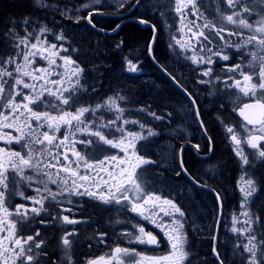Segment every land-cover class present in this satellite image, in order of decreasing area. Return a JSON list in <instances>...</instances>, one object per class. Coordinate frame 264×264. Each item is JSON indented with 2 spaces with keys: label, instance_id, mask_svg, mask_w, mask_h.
I'll use <instances>...</instances> for the list:
<instances>
[{
  "label": "snow or ice",
  "instance_id": "6c2138e0",
  "mask_svg": "<svg viewBox=\"0 0 264 264\" xmlns=\"http://www.w3.org/2000/svg\"><path fill=\"white\" fill-rule=\"evenodd\" d=\"M93 2L98 4L101 0ZM222 3L226 9L217 6L216 15L209 17L205 15L207 9L202 11L204 6L199 0H174L175 6L171 10L180 17L178 30L184 33V37L177 39L174 36L172 39L185 53L184 58L197 65L199 75L208 78H201L199 83L211 86L210 96L229 93L231 89L241 94H229L228 98L232 111L243 121L240 128L244 134L234 126L224 124V127L241 166H252L242 145L247 144L256 150L252 155L264 160V147H261V142H264V55H261L264 53V8L254 12L253 0H222ZM259 3L264 5V0H259ZM33 4L58 10L61 15L70 11L61 10L59 5L49 0H33ZM140 4L141 0H135L133 7ZM84 7L91 5L85 4ZM117 7H124V3L119 2ZM254 14L260 18L250 22L249 17ZM189 16L195 19L189 20ZM80 18L75 17L77 22ZM89 23H92L91 19ZM139 23L148 21L140 19ZM9 25L0 35V40L9 49L6 56H0V142L4 145L0 146V264H43V258L48 256L46 238L41 237L39 230L26 234L25 229L30 227L34 217L42 213L49 215L57 227L84 223L75 216L63 214L79 209L80 201H74L72 197H88L104 205H120L159 229L171 249L167 255L147 256L117 245L111 254L90 259L87 264H184L189 256L187 233L184 231L187 223L185 211L172 199L148 191L145 174L137 171L146 164H162V161L145 159L136 150L138 141L157 136L158 131L139 120L127 119L126 109L120 104L126 99L122 95L108 96L95 105L79 104L81 91H88L81 83L84 69L70 56L59 55L68 49L48 41L51 29L37 25L28 16L18 22L10 21ZM245 29L249 33L247 36ZM233 36L239 42L229 39ZM55 40L65 41L66 37L62 32L57 33ZM249 45L258 51H242ZM229 48H235V53L230 55ZM148 51L151 55V43ZM189 52L191 55H187ZM232 55L237 57V62L222 65L223 76L214 75L212 65L219 61L227 62ZM245 55L251 57L247 64L244 63ZM37 58L45 61L46 66L37 65ZM125 59L128 71H137V65ZM257 64L259 67L255 70ZM201 65L206 67L201 68ZM245 66L254 70L245 71ZM214 82L223 84L224 88L220 89ZM92 91H96L95 86ZM192 103L195 105V100ZM138 110L156 121H164L172 115L171 112L158 115L150 110V106ZM106 111L114 115L105 119ZM194 115L203 127L198 108L194 109ZM128 124L138 125L139 131L128 129ZM3 129H13L15 135L3 132ZM80 136L87 139H80ZM12 144L19 145V149L11 148ZM193 147L198 149L199 145ZM109 148L124 155L110 154ZM180 168L187 171L182 159ZM176 174L180 175V172ZM50 185H55V190ZM237 187L242 199L241 211L233 215L229 229L238 237L233 245V254L239 255L241 264H264V218L251 208L258 186L248 175L247 168H244ZM26 189H31L36 195H26ZM210 190L215 192V189ZM215 194L217 201H221V194ZM16 196L29 201L31 207L25 204L10 207L9 201ZM39 223L48 221L40 220ZM219 223L217 221V225ZM133 228L136 234L123 233L128 237V243L160 246L159 234L146 231L139 223L133 224ZM61 231L63 260L66 264H73L71 253L78 239L71 238L77 236V230ZM99 235V242L103 243L107 234ZM212 239L213 254L219 264H224L215 245L216 236L213 235Z\"/></svg>",
  "mask_w": 264,
  "mask_h": 264
},
{
  "label": "flooded vegetation",
  "instance_id": "af4514ba",
  "mask_svg": "<svg viewBox=\"0 0 264 264\" xmlns=\"http://www.w3.org/2000/svg\"><path fill=\"white\" fill-rule=\"evenodd\" d=\"M145 1L147 0H143L142 3ZM199 2L204 6L202 8V11L207 9V11H205V15H208L209 17L216 15L217 6L221 7L222 9H226L227 7L222 3V0H199ZM253 6L254 12H259L261 8H264V5H261L259 3V0H253ZM132 7L133 5L129 8L113 12H90L125 16L109 18L101 17L99 15H93L88 18V20L86 21V27L88 30L86 33L83 32L85 34L84 38L86 39V49H88V46L92 45L93 41H95V45L98 36L109 40L116 39L117 37H122V30L125 25L135 23L130 19L138 18L146 21H152L151 16H142L138 13L139 7L133 13L127 14L132 9ZM42 15L43 14L40 13V16ZM23 17L25 16L14 17L12 19H20ZM259 18L260 17L258 15L254 14L253 16L249 17V20L250 22H254ZM60 19L61 21H64L69 25L77 22L73 11L69 15L60 17ZM89 19H91L92 21L91 24L89 23ZM9 22L10 21L8 19L5 25L1 27L0 35H2L10 26ZM92 24L98 28H102L108 31L115 30L117 28V25H119V29L116 34L109 35L98 32ZM140 26L146 29L142 25ZM17 28L19 29V27ZM243 31L245 33V36L249 35L246 29ZM61 32L64 34V36H68L71 34V32H73V29L71 26H69L59 31V33ZM21 35H23L22 32ZM229 39H231L233 42H239L238 38L235 36L230 37ZM64 47L67 48L68 51H61L59 53L60 56L62 53L70 55L73 52L72 47ZM99 49L101 54L104 56L105 53L103 52V50H101V48ZM227 51L231 55L234 54L236 50L235 48H229L227 49ZM242 51L248 53L258 51V49L253 47L252 45H249L247 48L242 49ZM8 53L9 49L7 45L2 40H0V56H6ZM261 55H264V53H261ZM155 58L159 65H157L150 58V56H148L147 59L148 61L146 70L149 73L150 79L154 81V79L156 78L157 83H159L158 86H161L162 94H170V85H174V89L178 94H180H172L174 95L172 97V99L174 100V106L172 108L164 106V109L160 110V113L163 115L168 112L172 113L171 117L164 120L162 123L164 128L162 137L160 138L162 142L168 143L172 147H174V159L169 161V164L174 167V169L167 168L165 170V172L167 173V182L168 184L171 183L176 188L181 189L185 199H189L190 197H192L191 200L193 201L197 212L196 224H199V227H201V230L199 232H196L194 230H191L190 232L191 242L194 244L192 250L194 257L186 264H215L212 259H210V257H205L206 255L204 254L205 250L203 246H210V244H208L207 242H209L208 239H210V236H212L213 234L215 236H218V251L221 252L219 247L223 242L224 227H228L226 238L229 251L231 252L233 248L232 244L234 242V235L229 231V229L232 226V217L234 213L238 214L240 212V196L238 193L237 184L241 179V176L244 174V168H247L248 175L257 182L258 186V191L253 196L254 200L251 204V208L253 212L259 214L262 218H264V160L260 159L258 156L252 155L256 159V161L252 163V166L242 167L238 160L239 157H237L235 152L233 151V148L235 146L230 140L229 134L227 133V131H221L218 128V117L220 115L224 116L225 113L222 111L221 105H212V103H228L230 102L228 95H238L237 92L229 90V93L222 92L218 96H210V89H206L207 96L205 97V99L203 100L201 98H198L197 95L192 93L190 90H187V88L182 85L176 78L175 80H173L172 77L175 76L170 72L169 69H167L160 63L156 56ZM250 59V56L245 55L244 63L247 64ZM109 61L110 67L104 65L105 74L103 75V85L106 84L105 80L107 79L109 74H111L115 67H117V69L122 68L116 65V60L109 59ZM219 62H221V65H219V67L225 64L230 65L237 62V57L235 55H232V58L229 61ZM58 63H62V61H58ZM36 64L40 66H46V62L39 58H37ZM258 67L259 65L257 64L255 70H258ZM165 69L167 71H165ZM244 70L253 71L254 69L245 66ZM177 81L179 82L178 84ZM215 83L220 89L224 88L223 84H220L218 82ZM185 89L187 90V92H185ZM193 100H195L196 102L195 105H193L192 103ZM180 108L185 110V114H181V112L179 111ZM195 108H198L200 111L199 119L203 121V127L200 126L199 121L194 115ZM236 116L241 121V123H243L242 119L237 113ZM178 124H181L183 129L175 131V128ZM2 131L15 135L13 129H3ZM63 131L64 130L61 129V133H63ZM79 138L85 139L84 136H80ZM193 145H199V148L197 149L196 147H193ZM0 146H4L2 142H0ZM10 147L13 149H19V145L17 144H12ZM77 147L80 148L82 146L77 145ZM242 147L243 149L249 151L251 154L256 151L250 148L247 144H243ZM261 147H264V142H261ZM117 151V149H108V152L110 154H113L111 152L117 154ZM69 155H71V153H69ZM102 156L103 154H101V158ZM181 159L183 160L184 169L187 170L186 172L180 168ZM177 172H180V175H177ZM50 187L55 190L56 186L50 185ZM210 189H215V192H219L222 196V200L217 201L215 192L211 191ZM26 195L34 196L36 195V193L31 189H26ZM72 199L74 201H80L79 209L77 210L74 208V211L72 213L63 214L69 215L70 217L75 216L76 218L84 221V223L75 225L61 224L59 227H57L56 224L51 221V217L49 215L42 213L41 216L34 217V220L33 222H31L30 227L25 229L26 234H31L36 230H39L41 233V237L46 238L48 245L46 250L48 252V256L43 258V264H66V261L63 260V252L60 245V236L62 235L61 229L77 230V236L71 238L74 240L78 239V243L74 244L71 253L73 257V264H87L88 260L90 259H95L100 256L111 254L112 250L117 245L124 247L120 230L117 229L116 223L112 225L116 220L117 215H119V212H121L120 210H117L119 209L120 205H104L99 201L92 200L88 197H72ZM16 204H25L31 207L29 201L22 200L18 196L12 198L9 201L10 207H14ZM221 204L223 205L222 209ZM66 206L73 207L72 205ZM53 214H55V211H53ZM188 215L190 214L188 213ZM13 219H15V217H13ZM40 220H46L48 221V223L41 224L39 223ZM217 221L220 222L219 225H217ZM192 222L193 220L191 218L187 220V227H192ZM203 231H205V234H203ZM100 233L107 234L103 237V243L99 242L101 239L99 235ZM153 234H159L158 239H160V246L156 247L149 245V249L155 252H163L165 249L166 240L158 232ZM117 237H119V239ZM37 239H39V237ZM213 244L214 241L211 242L212 251ZM202 256H204L205 259L202 260ZM198 259L201 261H199ZM213 259L217 262V264H219L215 256L213 257ZM224 264L227 263L224 262Z\"/></svg>",
  "mask_w": 264,
  "mask_h": 264
},
{
  "label": "rangeland",
  "instance_id": "374dc122",
  "mask_svg": "<svg viewBox=\"0 0 264 264\" xmlns=\"http://www.w3.org/2000/svg\"><path fill=\"white\" fill-rule=\"evenodd\" d=\"M30 1L32 2V13L28 17H30L33 21H36L37 25H46L51 29V33L47 35V39L50 43H56L58 47L60 45L72 47L73 52L70 55L62 53L61 56H70L81 68L84 69L81 83L85 85L88 91H81L78 103L84 106L95 105V103L102 102L108 96H115L116 94L122 95L126 98L124 101L120 102L121 107L126 109L125 117L130 120H139L158 131L159 135L149 137L147 140L138 141L136 144V150L138 154L143 156L145 159L162 161V164H146L137 171L138 173L142 172L145 174L144 178L146 180V188L148 191L154 192L162 197L172 199L181 207L182 210L185 211V219L189 220L191 218L193 220L192 227H187L186 223L184 229L187 233L186 250L189 252V256L184 264L188 263L194 257L192 251L194 244L191 242L190 232L191 230L196 232L201 230L199 224H196L197 212L195 205L191 200L192 197L185 199L181 189L176 188L173 184H168L167 182V173L165 170L167 168L174 169V167L169 164V161L174 159V147L160 140L164 128L162 124L163 121H156L152 117L147 116L146 113L138 110L141 107L147 108L150 106L151 111H155L158 115H163L160 113V110H163L164 106L171 108L174 106V100L172 99L174 95L172 94H180L176 92L174 85H170V94H162L161 86H158L159 83H157L156 78L154 81L150 79L149 73L146 70V65L149 56L148 45L151 43L152 39L145 42L126 43L122 37L109 40L98 36L95 45V41H93L92 45L88 46V49H86V39L84 38V33L88 30L86 27V21L89 18V13L92 11L113 12L123 10L131 7L135 0H101L98 4L94 3L93 0H49L50 3L59 5L61 10L69 9L70 11H68L66 15H69L73 11L75 17H81L78 22H74L70 25L61 21L60 17L65 15H61L60 11L51 8L37 7L33 5V0ZM6 2L7 0H0V6L2 3L4 4ZM119 2H123L124 7L118 8L117 4ZM85 4H90L91 7H84ZM174 6V0H147L139 7L138 13L142 16H151L153 21L156 22V25L161 29L160 38L155 48V56L160 63L169 69L175 78L180 81V83L184 85L187 90H190L192 93L197 95L198 98L204 100L207 96L206 89H210L211 86L201 84L199 83V80L201 78H208L201 77L199 75L197 65L192 64L191 61L184 58L185 53L181 52L180 46L176 45L175 41L172 39L174 36L177 39L184 37V33L178 30L181 27L180 17L174 10H171ZM77 9H79V11H77ZM161 12L164 13L163 16H161ZM40 13L43 15L40 16ZM21 19L22 18L12 19L11 21L14 20L18 22ZM188 19L192 20L195 18L189 16ZM37 25H34V27ZM69 26L72 27L73 32H71L70 35L65 36L66 40H55V34ZM17 27H20L19 23H17ZM186 31L187 29H185V32ZM170 44L174 45V47L170 48ZM117 45H119V47H117ZM158 47L159 50L156 52ZM99 48H101V50L105 53L104 56L101 54ZM187 55H191V53L189 52ZM125 58H127V60H131L137 65V71H128ZM109 59L116 60L118 62L117 64L115 61L116 65L122 68L117 69V67H115L105 80L106 84L103 85V75L105 74L104 65L110 67ZM219 65H221V62L212 65L214 75L223 76L224 73ZM200 67L203 68L206 66L201 65ZM229 83H231V81H229ZM93 86H95L96 91H92ZM231 90L237 92L236 89ZM238 95L241 94L238 93ZM212 105L220 106L221 104L212 103ZM223 105L224 107H222V111L225 115H220L218 117V128L221 131H226L224 124H228L234 126L243 135V129L240 128L242 123L237 118L236 112L232 111L231 101L224 103ZM179 111L181 114H185V110L180 108ZM104 115L105 119H107L112 117L114 113L106 111ZM221 121L224 123L222 124ZM126 127L134 131H139L138 125L128 124ZM180 129H183V127L181 124H178L175 131H179ZM117 135L119 134L117 133ZM84 137L86 139V136ZM104 147L107 148V146ZM243 150L244 153L248 155L250 162L254 163L256 159L252 156V154L245 149ZM111 153L114 154V152ZM116 153L120 156L124 155L122 152L117 151ZM238 160L240 162V159ZM238 193L241 201L242 197L239 190ZM252 200H254L253 197ZM119 209H121V212H119V215H117L116 220L112 225L116 223L117 229L120 230L124 247L135 249L147 256H163L170 252L171 249L166 239L165 249L163 252L152 251L149 249V245L146 244L128 243V237L124 236L123 233L132 232L133 234H136V229L133 228V224L139 223L145 227L146 231H152L153 233H159V229L155 228L147 221L142 220L136 214L121 208V206ZM239 211H241L240 208ZM188 213L190 215H188ZM117 221H119V223H117ZM237 226L239 227L240 225ZM227 232L228 227H224L223 242L221 243L222 247L220 252L222 258L227 264H241L239 255L233 254V248L231 252L229 251L226 238ZM160 234L163 236V233ZM203 234H205V231H203ZM212 237L213 234L210 236V239H208L209 242H207L210 246L207 248V246L204 245L205 247H203L205 250V257H210L213 261L214 256L211 245V242L213 241ZM237 239L238 237L234 235V242ZM205 257L202 256L201 259L203 260Z\"/></svg>",
  "mask_w": 264,
  "mask_h": 264
},
{
  "label": "trees",
  "instance_id": "16d2710c",
  "mask_svg": "<svg viewBox=\"0 0 264 264\" xmlns=\"http://www.w3.org/2000/svg\"><path fill=\"white\" fill-rule=\"evenodd\" d=\"M31 13H32V4L30 0H9L4 4L2 3V5L0 6V29L2 26L5 25L8 19L9 21H11L12 18L14 17L27 16L30 15ZM151 22L156 24V22L153 21V19ZM158 30L160 35L161 32L160 27H158ZM121 36L123 37L124 41H126V43L145 42L152 39L153 30L150 28L144 29L136 23H130L125 25V27L122 30ZM158 50L159 47L157 48L156 52ZM219 249L221 250V246L219 247ZM213 262L217 264V262L214 259Z\"/></svg>",
  "mask_w": 264,
  "mask_h": 264
},
{
  "label": "water",
  "instance_id": "95a60500",
  "mask_svg": "<svg viewBox=\"0 0 264 264\" xmlns=\"http://www.w3.org/2000/svg\"><path fill=\"white\" fill-rule=\"evenodd\" d=\"M143 0H141V3H142ZM139 7V5H137L136 7H132V9L127 13V14H131L133 13L137 8ZM126 14V15H127ZM93 15H99L101 17H109V18H117V17H124L125 15H111V14H101V13H92L91 16ZM89 16V17H91ZM131 21L135 22V23H138L140 25H142L143 27L145 28H150L153 30V25L155 26V31H153V37H155V41L153 42V37H152V40H151V44H152V53L151 55L149 54L150 58L157 64L159 65V63L156 61V59L154 60L153 59V56L155 57V48H156V44H157V40H158V37H159V31H158V28L156 27V25L152 22H149L146 23V24H141L139 23V20L138 18H134V19H130ZM146 21V20H145ZM93 25V24H92ZM95 29L100 32V33H104V34H109V35H114L116 34V32L118 31L119 28H116L115 30L113 31H108V30H105V29H102V28H98L95 26ZM215 245H216V248L218 250V236H216V240H215Z\"/></svg>",
  "mask_w": 264,
  "mask_h": 264
},
{
  "label": "bare ground",
  "instance_id": "6f19581e",
  "mask_svg": "<svg viewBox=\"0 0 264 264\" xmlns=\"http://www.w3.org/2000/svg\"><path fill=\"white\" fill-rule=\"evenodd\" d=\"M34 5V4H33ZM165 41V40H164ZM94 80V79H93ZM132 94V93H131ZM133 96V95H132Z\"/></svg>",
  "mask_w": 264,
  "mask_h": 264
}]
</instances>
